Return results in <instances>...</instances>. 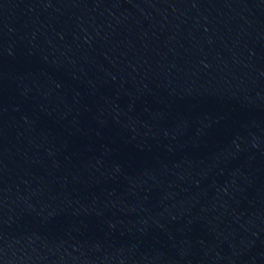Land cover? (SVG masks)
Masks as SVG:
<instances>
[{
    "label": "water",
    "instance_id": "obj_1",
    "mask_svg": "<svg viewBox=\"0 0 264 264\" xmlns=\"http://www.w3.org/2000/svg\"><path fill=\"white\" fill-rule=\"evenodd\" d=\"M0 264H264V0H0Z\"/></svg>",
    "mask_w": 264,
    "mask_h": 264
}]
</instances>
